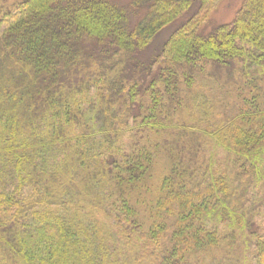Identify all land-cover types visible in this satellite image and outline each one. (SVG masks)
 <instances>
[{"label": "trees", "instance_id": "obj_1", "mask_svg": "<svg viewBox=\"0 0 264 264\" xmlns=\"http://www.w3.org/2000/svg\"><path fill=\"white\" fill-rule=\"evenodd\" d=\"M214 1L0 3V264H264V0Z\"/></svg>", "mask_w": 264, "mask_h": 264}, {"label": "rangeland", "instance_id": "obj_2", "mask_svg": "<svg viewBox=\"0 0 264 264\" xmlns=\"http://www.w3.org/2000/svg\"><path fill=\"white\" fill-rule=\"evenodd\" d=\"M6 1L8 6L11 5L14 1L17 0H0V3ZM3 4V3H2ZM242 0H215L214 2L210 3L209 7V19L207 24L202 28L204 31L208 32L210 30H213L217 26L225 23H229L233 20L235 17L237 11L241 8ZM1 6V4H0ZM197 9V4L193 3L190 8L186 11V13L180 17L178 20L173 22L172 24L168 25L166 28H164L158 36L152 41L150 44L147 52L143 54L142 58H147L151 51L157 52L159 48H161V45L168 39L170 34L186 19L191 17ZM7 22L6 24L2 23L0 25V32H2L5 27L11 23L13 20L11 18L5 19ZM215 153H217L218 161L223 160L224 155L221 150H217ZM159 171H161L158 168ZM246 198L244 199V205L246 209L248 210L249 214L247 216V219H249L250 216L252 218L256 219L259 223L261 222L262 228H264V188L263 185L260 183H257L255 187L249 188L248 191L245 193ZM251 245V244H250Z\"/></svg>", "mask_w": 264, "mask_h": 264}]
</instances>
